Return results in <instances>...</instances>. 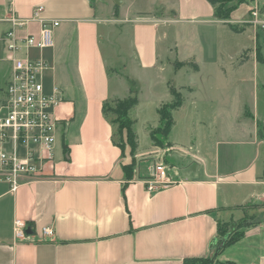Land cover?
Returning a JSON list of instances; mask_svg holds the SVG:
<instances>
[{"label": "crops", "instance_id": "obj_1", "mask_svg": "<svg viewBox=\"0 0 264 264\" xmlns=\"http://www.w3.org/2000/svg\"><path fill=\"white\" fill-rule=\"evenodd\" d=\"M175 3L184 13L182 20L204 16V11H188L197 4L216 18L207 0ZM252 3L264 6V0ZM243 4L233 1L227 5L233 9L230 22L234 25L251 19L241 14ZM37 6L44 7L41 19L61 23L54 32V49L30 53L54 65L45 72L50 74L44 76L46 91L57 87L62 92L63 101L55 109L60 121L55 161L42 166L39 179L22 180L16 191L0 179V264H185L188 259L201 258L225 264H264L263 214L247 224L243 236L220 255L216 244L219 224L244 218L238 214L242 208L263 213L253 207L264 205V163L255 157L244 165L238 158L227 160L228 166L222 165L216 151L210 165L204 146L196 149V156L178 148L180 156H170L192 158L194 165L180 170L168 165L170 183L148 191L154 165L149 170L141 164L131 181L126 178L124 166L133 157L128 147L124 152L115 142L114 126L104 110L129 97L126 82L134 65L143 72L161 73L159 23L141 20L145 18L141 12L136 24L129 13L124 21L103 19L90 0H0V23L7 25L0 36L4 43L0 51L6 50L5 38L12 30L3 19L14 14L31 20ZM125 24H132V33L125 27L118 29L117 25ZM39 30V23L31 22L17 29L16 35L38 36ZM125 34L124 46L129 50L119 45ZM4 62L9 65L7 89L12 73L10 54ZM257 119L254 116L255 127ZM246 138L250 139L244 145H264L252 129ZM16 221L27 225V240L14 239ZM46 228L51 235H44Z\"/></svg>", "mask_w": 264, "mask_h": 264}, {"label": "rangeland", "instance_id": "obj_2", "mask_svg": "<svg viewBox=\"0 0 264 264\" xmlns=\"http://www.w3.org/2000/svg\"><path fill=\"white\" fill-rule=\"evenodd\" d=\"M90 1L103 19L124 21L125 15L129 13V19L136 24L140 23L141 12L145 15L141 20L159 23L161 73L143 72L134 65L129 70V83L126 82L127 88L131 89L127 98L137 97L140 101L129 115L134 122L133 130L137 137L134 141L137 144L134 154L136 167L142 164L141 168L147 166L151 170L153 165H170L180 170L184 165H194L193 159L171 157L170 153L180 156L177 151L183 148L190 156H196V149L201 146L205 147L203 153L208 157L210 165L215 160L216 151L222 158V165L229 166L228 162L234 158H238L244 165L253 157L257 162L264 163V145L256 148L242 144L250 139L246 137L251 129L257 133L258 141L264 142V65L256 63V49L259 51L260 46L264 57V34L259 27L243 22L235 25L239 29H247L242 33H235L223 21L219 23L202 4L188 8V11H204V16L197 20H182L184 13L175 0H121L120 5L115 0ZM252 2L247 3L253 7ZM247 3L239 6V10L241 8V14L249 17ZM259 8L264 11V6L259 5ZM33 25L34 23L31 25L32 31ZM6 26L0 23V36ZM131 26L132 24L117 25L119 30L121 27L127 28L128 34L132 33ZM119 41V45L123 47L126 34ZM3 44L0 42V48ZM102 45L105 46L106 43L102 42ZM124 47L129 50L128 45ZM8 54L10 53L6 50L0 51V107L9 74V65L4 62ZM18 55L24 56L22 52ZM243 58L251 60L244 62ZM172 90L175 96L172 95ZM176 98H180L184 104L181 109L173 112L176 124L166 139L158 131L157 111L162 104L175 102ZM114 105L115 102L106 105L105 110L114 126L115 142L124 145L126 139L123 141L120 135L118 120L108 110ZM254 116L258 118V127H255ZM169 143H174L177 147H169ZM128 149L130 150L129 147ZM253 207L263 209V213L256 211L252 214L242 208L243 212L238 214L244 218L233 219L231 222L224 220L221 223L222 234H226V230H234L240 224L247 225L261 219L264 205Z\"/></svg>", "mask_w": 264, "mask_h": 264}, {"label": "built area", "instance_id": "obj_3", "mask_svg": "<svg viewBox=\"0 0 264 264\" xmlns=\"http://www.w3.org/2000/svg\"><path fill=\"white\" fill-rule=\"evenodd\" d=\"M251 2L253 0H245ZM43 6H37L31 20H21L14 14L3 19L11 24L7 33L6 50L11 55L12 73L6 89L5 103L0 107V179L8 181L16 191L23 181L41 177L42 166L55 161L57 132L60 121L55 117L56 107L63 101L62 92L54 87L48 93L44 76L47 70L54 68L42 58H35L32 50L54 49V32L60 26L58 20H45L40 16ZM250 21L264 34V11L255 4L250 9ZM40 25L39 35L26 34L19 38L16 30L27 27L29 23ZM243 23V22H242ZM22 52L23 57L18 53ZM168 167L154 166L148 184V191L157 190L170 183ZM27 225L16 221L14 239L27 240ZM44 235H51L49 228Z\"/></svg>", "mask_w": 264, "mask_h": 264}, {"label": "trees", "instance_id": "obj_4", "mask_svg": "<svg viewBox=\"0 0 264 264\" xmlns=\"http://www.w3.org/2000/svg\"><path fill=\"white\" fill-rule=\"evenodd\" d=\"M235 0H207V2L215 9L216 18L219 21H223L230 29L235 33H242L244 31L243 28H238L236 25L231 24V14L233 9L228 8L226 3H231ZM238 4L246 3L245 0H237ZM256 61L259 64L264 65V57L261 53V48L258 51L256 49ZM249 59L243 58V61H248ZM264 90V85H263ZM172 95L175 96L174 90L171 91ZM135 93V92H134ZM184 103L181 102L180 98H176L175 102L162 104L158 109L157 113L159 116V127L158 131L164 135L166 139L169 138L172 130L175 126V120L173 116V112L182 108ZM139 105V100L137 97L126 98L124 100H118L115 102V105L109 108V112L116 116L119 128L120 135L123 137V141L126 139V143L124 145H119L120 148L125 152L127 147L130 148V153L133 157L132 163L124 166V171L126 173L127 180L131 181L135 175L136 163H135V151L137 149V144L134 142L137 137L133 130L134 122L130 118V111ZM104 114L107 117V112L104 110ZM264 125V124H263ZM264 129V128H263ZM125 131V133H124ZM264 131V130H263ZM124 136L126 138H124ZM254 223V222H253ZM241 225V226H240ZM234 230H226V234H222V226L219 224V236L217 241V255H220L228 246L237 242L242 236V229L246 226L240 224ZM251 225V224H248ZM247 225V226H248ZM228 228V227H227ZM185 264H225L214 261L211 258H201V259H188L185 261Z\"/></svg>", "mask_w": 264, "mask_h": 264}, {"label": "water", "instance_id": "obj_5", "mask_svg": "<svg viewBox=\"0 0 264 264\" xmlns=\"http://www.w3.org/2000/svg\"><path fill=\"white\" fill-rule=\"evenodd\" d=\"M115 3H116L117 5H120V4H121V0H115Z\"/></svg>", "mask_w": 264, "mask_h": 264}]
</instances>
